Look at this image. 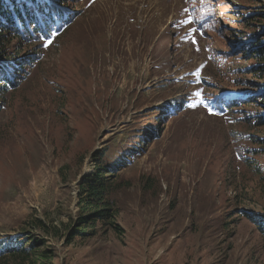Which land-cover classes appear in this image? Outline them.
I'll return each instance as SVG.
<instances>
[{
    "label": "rangeland",
    "instance_id": "rangeland-1",
    "mask_svg": "<svg viewBox=\"0 0 264 264\" xmlns=\"http://www.w3.org/2000/svg\"><path fill=\"white\" fill-rule=\"evenodd\" d=\"M213 1L206 35L188 0H74L0 80V240L25 243V264H264V127L215 107L234 79L260 90L229 38L264 0ZM103 150L120 229L69 242Z\"/></svg>",
    "mask_w": 264,
    "mask_h": 264
},
{
    "label": "trees",
    "instance_id": "trees-1",
    "mask_svg": "<svg viewBox=\"0 0 264 264\" xmlns=\"http://www.w3.org/2000/svg\"><path fill=\"white\" fill-rule=\"evenodd\" d=\"M189 12L193 21L201 32L208 34L210 29H214L215 21L213 17L214 1L213 0H188ZM74 0H0V80L6 83L14 84L13 78L19 76L18 71L24 70V67L33 64V59L37 58L36 52L28 55L31 45L35 46V42L40 37L49 34L57 23H63L67 19H71L76 12L71 9ZM251 11V10H250ZM239 15V14H238ZM238 20L239 29H231L237 31L233 37L229 38L233 49H241L246 53V57L254 60V66L247 70L255 77H259L260 90H252L251 88L238 86L240 80L234 79L233 88L237 93L226 91L223 95L227 98L216 99L215 107L219 110L232 109L239 106L241 119L253 122L254 126L264 127V109L261 111L250 110L242 112L244 107L254 102L260 103L264 100V12L255 14L254 11L241 14ZM240 45V46H239ZM26 50V55L22 52ZM234 54V53H233ZM31 56V57H27ZM229 52H217L214 56L218 58L229 57ZM227 59V58H226ZM262 81V82H260ZM2 87L6 89V84ZM232 94L233 97H230ZM264 107V105H263ZM254 137V136H253ZM256 140V138L254 139ZM95 170L89 176L83 179L82 191L83 199L81 202V212L79 223L73 227L68 235L70 242L75 234L90 235L97 232V223L104 225H112L115 229H120L115 218L117 209L114 199L111 197V178L117 165L108 159L105 150L98 151L95 157ZM257 169L260 171L259 167ZM244 215L250 216L245 211ZM25 243L22 246L16 244L12 240H0V264H25L31 256ZM45 254V253H44ZM41 257L38 264H51L52 252H46ZM37 264L38 261H32Z\"/></svg>",
    "mask_w": 264,
    "mask_h": 264
}]
</instances>
